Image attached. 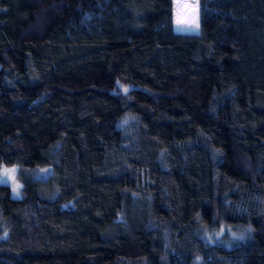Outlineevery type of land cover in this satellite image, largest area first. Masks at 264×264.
I'll use <instances>...</instances> for the list:
<instances>
[{"label":"trees","instance_id":"1","mask_svg":"<svg viewBox=\"0 0 264 264\" xmlns=\"http://www.w3.org/2000/svg\"><path fill=\"white\" fill-rule=\"evenodd\" d=\"M198 5L0 0V264H264V0Z\"/></svg>","mask_w":264,"mask_h":264},{"label":"rangeland","instance_id":"2","mask_svg":"<svg viewBox=\"0 0 264 264\" xmlns=\"http://www.w3.org/2000/svg\"><path fill=\"white\" fill-rule=\"evenodd\" d=\"M175 10L173 15V26L177 32L197 33L199 32V5L198 0H174ZM185 23H177V20ZM195 20L196 24L191 23ZM5 169L12 170L11 174H6ZM51 166L37 169L31 172L34 178H45L51 173ZM19 167L17 165L4 166L0 170V184H8L12 188V195L19 198L22 194L23 182L18 177ZM30 174V173H29ZM18 186V187H17ZM15 188V191H14ZM248 232V234H247ZM249 226H227L217 229L206 228L202 235L209 243H218L226 248H231L244 243L249 237ZM209 239V240H208ZM214 240V241H211Z\"/></svg>","mask_w":264,"mask_h":264},{"label":"snow or ice","instance_id":"3","mask_svg":"<svg viewBox=\"0 0 264 264\" xmlns=\"http://www.w3.org/2000/svg\"><path fill=\"white\" fill-rule=\"evenodd\" d=\"M177 23L178 24H180V23H185V21H181V20H177ZM191 23H193V24H196V21L195 20H193V21H191ZM196 26L198 27V24H196ZM126 90V89H125ZM12 172H14V169H12V170H9V169H5V173L6 174H11ZM18 187V186H17ZM14 191H15V188H14Z\"/></svg>","mask_w":264,"mask_h":264}]
</instances>
